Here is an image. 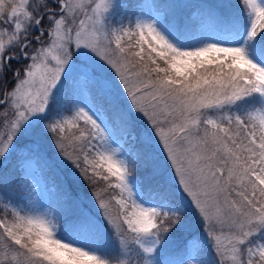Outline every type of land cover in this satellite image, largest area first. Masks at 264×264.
Masks as SVG:
<instances>
[{
    "label": "snow or ice",
    "instance_id": "6c2138e0",
    "mask_svg": "<svg viewBox=\"0 0 264 264\" xmlns=\"http://www.w3.org/2000/svg\"><path fill=\"white\" fill-rule=\"evenodd\" d=\"M123 7L0 0V264H264V0L196 5L211 31ZM24 152L59 215L13 196Z\"/></svg>",
    "mask_w": 264,
    "mask_h": 264
},
{
    "label": "rangeland",
    "instance_id": "374dc122",
    "mask_svg": "<svg viewBox=\"0 0 264 264\" xmlns=\"http://www.w3.org/2000/svg\"><path fill=\"white\" fill-rule=\"evenodd\" d=\"M120 2L124 5V7L120 10V15L125 17V21L127 16L131 15L133 12L142 11L145 15H155L157 13L165 15L162 10H158L154 7L152 0H133V5H131L132 7H128L130 0H120ZM192 15H197V12L193 11ZM119 18L120 16L118 15L117 19ZM206 24V21L200 20V23L196 26L204 31H211L212 29L207 27ZM109 118L111 119L113 138L116 141V143L113 144V147H120L125 151L129 150L133 142L128 140V142L125 143L122 139L123 134L121 127L117 125L110 115ZM47 151L51 152V149L49 148ZM16 159L20 164V174L17 181H19L18 184L22 190L20 196H23V202L32 203L37 206H41L42 208H47L53 212L50 204V194L52 189H54L52 176L50 173L45 171L44 167L46 162L50 160H48L44 154L27 152L17 154ZM88 201L91 203V200Z\"/></svg>",
    "mask_w": 264,
    "mask_h": 264
},
{
    "label": "trees",
    "instance_id": "16d2710c",
    "mask_svg": "<svg viewBox=\"0 0 264 264\" xmlns=\"http://www.w3.org/2000/svg\"><path fill=\"white\" fill-rule=\"evenodd\" d=\"M132 1L130 0V3H128V5H133ZM152 1L156 9L162 10L164 14H167L168 16H171L173 14L181 18L190 16L192 21L195 23V25L200 23V20H203V21H206L207 27H210L211 29H213V25L205 16L204 11L195 6L201 5V4L213 3L215 2V0H181V1L179 0H152ZM232 2L234 3L235 0H232ZM170 5H179L180 7L171 8L169 7ZM193 11H196L197 15L193 16L192 15ZM12 66L13 68H15L18 65H16L15 62H13ZM9 76H10V73H9ZM9 86L11 87V85ZM109 115L117 123V125L121 127L119 124V121L116 120L114 116H112L111 112H109ZM44 167H45V171L51 174L52 184L54 187V189H52L51 194H50V204L53 208L54 214L59 215V211L63 207V197L61 194V186L65 182L66 176H65V173L60 168L56 167L55 164L51 163L50 161H47ZM47 167H50V168H47ZM9 173L12 179V182L10 183V190L13 196H20V193L22 190L20 189L19 184L16 182L20 174V164L17 162L16 155L10 158ZM80 183H81V187L84 193H89L92 191V189L89 187L87 183L83 181H81ZM99 186L103 187V182H101ZM111 194L112 192L110 190L109 193L107 194L102 193V197L107 198V196ZM73 195H75V191L73 192ZM86 202L84 206L86 208H90L93 212H95L96 211L95 207L89 201H86ZM169 259L173 261H177L181 259V256L175 255V256L169 257Z\"/></svg>",
    "mask_w": 264,
    "mask_h": 264
}]
</instances>
